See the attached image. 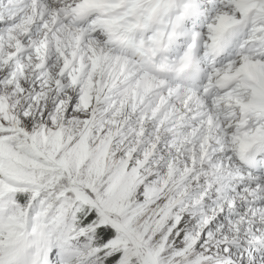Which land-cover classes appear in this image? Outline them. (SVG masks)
I'll use <instances>...</instances> for the list:
<instances>
[{"label": "snow or ice", "instance_id": "6c2138e0", "mask_svg": "<svg viewBox=\"0 0 264 264\" xmlns=\"http://www.w3.org/2000/svg\"><path fill=\"white\" fill-rule=\"evenodd\" d=\"M0 264H264V0H0Z\"/></svg>", "mask_w": 264, "mask_h": 264}]
</instances>
